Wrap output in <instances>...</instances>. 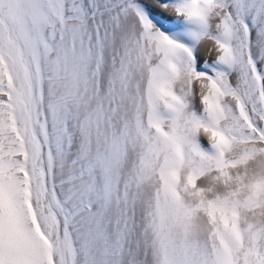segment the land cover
<instances>
[{
	"label": "snow or ice",
	"instance_id": "1",
	"mask_svg": "<svg viewBox=\"0 0 264 264\" xmlns=\"http://www.w3.org/2000/svg\"><path fill=\"white\" fill-rule=\"evenodd\" d=\"M0 264H264V0H0Z\"/></svg>",
	"mask_w": 264,
	"mask_h": 264
}]
</instances>
